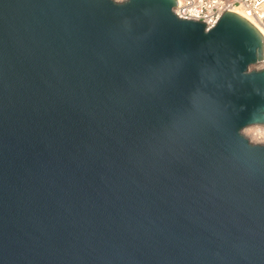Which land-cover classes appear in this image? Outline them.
I'll list each match as a JSON object with an SVG mask.
<instances>
[{
	"label": "water",
	"instance_id": "95a60500",
	"mask_svg": "<svg viewBox=\"0 0 264 264\" xmlns=\"http://www.w3.org/2000/svg\"><path fill=\"white\" fill-rule=\"evenodd\" d=\"M176 5L0 0V264H264V34Z\"/></svg>",
	"mask_w": 264,
	"mask_h": 264
},
{
	"label": "built area",
	"instance_id": "2783aa9c",
	"mask_svg": "<svg viewBox=\"0 0 264 264\" xmlns=\"http://www.w3.org/2000/svg\"><path fill=\"white\" fill-rule=\"evenodd\" d=\"M225 10L241 14L264 30V0H177L174 8L177 16L202 21L207 29L216 24ZM255 68H264V59Z\"/></svg>",
	"mask_w": 264,
	"mask_h": 264
},
{
	"label": "bare ground",
	"instance_id": "6f19581e",
	"mask_svg": "<svg viewBox=\"0 0 264 264\" xmlns=\"http://www.w3.org/2000/svg\"><path fill=\"white\" fill-rule=\"evenodd\" d=\"M235 10L239 11L240 10L238 8H236ZM262 33L264 34V30L260 27H258ZM245 131L250 130L252 132L253 135L255 136H261L264 137V126H260V125H251L248 126L247 128L244 129ZM243 132V131H242ZM246 137V136H245Z\"/></svg>",
	"mask_w": 264,
	"mask_h": 264
},
{
	"label": "rangeland",
	"instance_id": "374dc122",
	"mask_svg": "<svg viewBox=\"0 0 264 264\" xmlns=\"http://www.w3.org/2000/svg\"><path fill=\"white\" fill-rule=\"evenodd\" d=\"M251 68H253V66ZM260 126H264V125H260ZM243 134L252 143H263L264 142V137L253 135L250 130H247V131L243 130Z\"/></svg>",
	"mask_w": 264,
	"mask_h": 264
},
{
	"label": "snow or ice",
	"instance_id": "6c2138e0",
	"mask_svg": "<svg viewBox=\"0 0 264 264\" xmlns=\"http://www.w3.org/2000/svg\"><path fill=\"white\" fill-rule=\"evenodd\" d=\"M114 3L123 4V3H125V0H114Z\"/></svg>",
	"mask_w": 264,
	"mask_h": 264
}]
</instances>
